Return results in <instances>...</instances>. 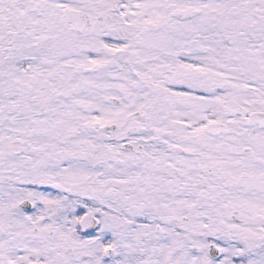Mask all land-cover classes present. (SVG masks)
<instances>
[{
  "label": "snow or ice",
  "instance_id": "6c2138e0",
  "mask_svg": "<svg viewBox=\"0 0 264 264\" xmlns=\"http://www.w3.org/2000/svg\"><path fill=\"white\" fill-rule=\"evenodd\" d=\"M0 264H264V0H0Z\"/></svg>",
  "mask_w": 264,
  "mask_h": 264
}]
</instances>
